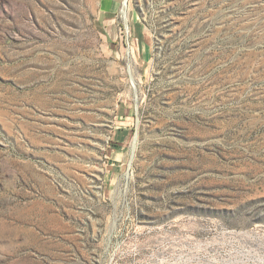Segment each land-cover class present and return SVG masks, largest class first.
<instances>
[{"label": "rangeland", "instance_id": "1", "mask_svg": "<svg viewBox=\"0 0 264 264\" xmlns=\"http://www.w3.org/2000/svg\"><path fill=\"white\" fill-rule=\"evenodd\" d=\"M125 1L0 0V264H264V0Z\"/></svg>", "mask_w": 264, "mask_h": 264}, {"label": "bare ground", "instance_id": "2", "mask_svg": "<svg viewBox=\"0 0 264 264\" xmlns=\"http://www.w3.org/2000/svg\"><path fill=\"white\" fill-rule=\"evenodd\" d=\"M128 9H129V6H128V1H125L124 0V4H123V15L125 17V20H128ZM136 141V140H135ZM134 145V144H133ZM134 147V146H133ZM134 152V151H133Z\"/></svg>", "mask_w": 264, "mask_h": 264}, {"label": "crops", "instance_id": "3", "mask_svg": "<svg viewBox=\"0 0 264 264\" xmlns=\"http://www.w3.org/2000/svg\"><path fill=\"white\" fill-rule=\"evenodd\" d=\"M115 1H120V0H115ZM112 2H113V1H110V3H111L112 5H114L115 2H114V3H112Z\"/></svg>", "mask_w": 264, "mask_h": 264}]
</instances>
